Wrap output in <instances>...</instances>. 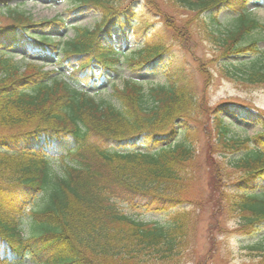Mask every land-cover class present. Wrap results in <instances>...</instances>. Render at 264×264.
<instances>
[{"label": "trees", "instance_id": "trees-1", "mask_svg": "<svg viewBox=\"0 0 264 264\" xmlns=\"http://www.w3.org/2000/svg\"><path fill=\"white\" fill-rule=\"evenodd\" d=\"M152 1L160 5L154 7V16L174 36L178 29L167 22L164 11L173 17L180 10L188 15L185 21L178 20L185 48L195 35L192 25H198L203 39L216 47L210 62L222 65L223 76L235 78L238 71L244 84L264 86V50L254 39L242 45L253 32L264 29L246 15L247 5L261 0ZM77 2L78 10L95 8L101 19L92 30L76 29L62 44L30 34L61 24L53 20L35 25L16 9H8L10 25L0 28V264H22L27 259L42 264H198L193 252L195 212L179 207L194 202L192 186L203 149L191 119L207 106L213 77L199 63L204 76L200 88L186 66L168 65L165 85L146 91L127 81L112 89L116 105L97 101L89 90L104 80V71L115 74L122 58L137 70L157 68L167 50L165 38L162 31L148 34L152 25L130 4ZM143 2L152 6L150 0ZM221 8L233 14L231 28L222 30L216 15ZM203 13L208 23L198 20ZM115 26L122 38L127 31L143 36V48L124 57L113 42ZM102 33L105 44L99 40ZM17 45L31 56L60 50L57 62L76 67L64 76L43 72L30 62L20 72L10 57ZM232 57L242 61L232 63ZM221 106L261 131L256 143L218 115H213L218 120L215 126L202 128L207 157L221 159L218 174L219 170L228 174L230 168L243 173L230 185L233 190L214 189L212 217L242 218L246 234L253 235L245 249L264 261L263 117L257 108L235 103L218 104L212 114ZM121 204L174 212L165 223L149 225L125 214ZM29 209L25 229L22 217ZM216 230V223L208 226L209 232Z\"/></svg>", "mask_w": 264, "mask_h": 264}, {"label": "rangeland", "instance_id": "rangeland-1", "mask_svg": "<svg viewBox=\"0 0 264 264\" xmlns=\"http://www.w3.org/2000/svg\"><path fill=\"white\" fill-rule=\"evenodd\" d=\"M122 7L126 5H132L133 9L137 12L138 17H146L147 21L152 25L147 28V33L157 34L162 31L165 38L166 52L163 54V60L158 64L157 68H147L144 70H137L134 66H130L127 61L121 59V64L118 65L117 72L115 74L104 71V80L98 82V86L95 90H89V93L93 95L97 101L111 102L116 105L112 98V89L114 86L121 88L127 81L137 82L141 84L146 91L154 86L165 85L166 73L168 72L166 67L184 65L187 67L190 74H192L194 80L197 81L200 88L203 87L204 76L199 72V63H204L205 71L207 74L212 75L213 81L211 82L207 94L206 102L207 106L202 110L194 112L191 124L199 129V144L203 149L200 155L199 168L195 173L194 183L192 186V197L194 202L191 204H183L179 209H188L195 212L196 231L194 236V258L198 264H264L262 258L258 257V254L245 249L246 242L250 241L253 235L246 234L247 228L244 227L245 223L240 217H230L226 214H217V217H212L214 208L212 205L216 203L214 190L220 187L223 191L233 190L234 186H230L237 179L243 176L242 172H239L233 168L227 171H220L218 174V163L221 159H218L217 155L212 158L207 157L206 154V138L202 132L203 127L210 128L215 126L218 120L214 119L213 115H218L220 119L224 121L230 128L241 129L242 136L252 138L256 140V134L261 131L260 126L254 125L252 122H246L235 114H230L224 107H220L219 112L212 114V111L219 104L229 105L235 103L248 107H255L263 117L264 122V86H250L244 84L241 81V72L236 71L235 78H226L222 75L221 64L218 62H210L212 54L215 51V45L213 42H208L203 39L201 29L198 25H192L191 29L195 33L192 36V41L188 43V48L184 46L187 43L186 39H181L178 31H182L179 27V21H185L188 15L184 11H179L177 15H173L169 12H165L167 22L174 29H178L177 36H174L172 30H165L164 24L159 18L154 16L156 10L154 7H160L156 5V2L151 1V5L146 7L143 0H115ZM79 2L77 0H0V28L10 25V20L7 18L8 9H16L20 12L30 16L32 22L38 25L42 22H50L55 20V23L59 25H48L46 27H40L34 29L30 34L44 35L51 41L62 44L69 39H72L75 35L76 29L92 30L94 26L99 23L101 19V13L95 8H79ZM163 9V8H162ZM191 14L190 16H192ZM218 20L222 25V30L231 28L234 23L233 14L226 8H221L216 12ZM246 15L256 19L262 25H264V0L260 3H251L247 5ZM208 15L201 14L198 16V20L207 21ZM174 23H173V20ZM209 21H207L208 23ZM198 24V22H197ZM185 29V28H184ZM187 30V29H186ZM111 34L113 42L121 54L124 57L133 55L136 51L143 48L145 38L143 36H135L131 31L126 32L124 38L121 37V33L118 28L112 27ZM101 43H106L105 34L99 35ZM146 37V36H145ZM150 39V38H149ZM252 39L258 41V46L261 50H264V29L255 31L250 37L246 38L242 45H247ZM194 40H197L195 45ZM27 51L24 46L17 45L11 52L10 57L20 67V72L23 71V67L32 62L34 66L41 69L43 72L59 71L64 76H69L71 68L76 67V63L71 66H64V64L58 63L57 59L62 57L60 50L56 51L53 55L47 53H37L34 55H27ZM230 62H240L242 58H231ZM95 72L100 74L98 68L94 67ZM202 69V67H200ZM106 79V80H105ZM181 122V121H180ZM202 132V133H201ZM257 143V140L255 141ZM215 174L217 178H215ZM218 175H220L218 177ZM228 176V177H227ZM121 209L125 214L133 217L136 220L143 221L149 225L163 224L169 220L170 215L174 211L167 213L149 212L144 209L131 208L126 204H121ZM34 208V207H33ZM32 209V208H31ZM29 209L22 217V223L24 228H27V218L29 217ZM216 209V208H215ZM216 223L218 230L212 233L208 231L210 224ZM215 237V238H213ZM212 240L214 245L212 246ZM215 240V241H214ZM205 256H207L205 260ZM117 261H111L110 264H116ZM22 264H42L36 263L30 259H27ZM108 264V263H107ZM120 264H124L121 262ZM182 264H194L192 262H182Z\"/></svg>", "mask_w": 264, "mask_h": 264}]
</instances>
